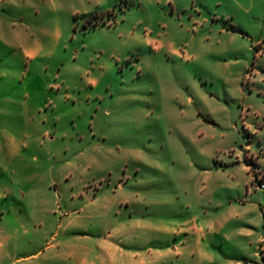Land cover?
<instances>
[{
  "label": "rangeland",
  "instance_id": "obj_1",
  "mask_svg": "<svg viewBox=\"0 0 264 264\" xmlns=\"http://www.w3.org/2000/svg\"><path fill=\"white\" fill-rule=\"evenodd\" d=\"M264 264V0H0V264Z\"/></svg>",
  "mask_w": 264,
  "mask_h": 264
},
{
  "label": "crops",
  "instance_id": "obj_2",
  "mask_svg": "<svg viewBox=\"0 0 264 264\" xmlns=\"http://www.w3.org/2000/svg\"><path fill=\"white\" fill-rule=\"evenodd\" d=\"M19 261L24 262V264H26V255L19 258Z\"/></svg>",
  "mask_w": 264,
  "mask_h": 264
}]
</instances>
